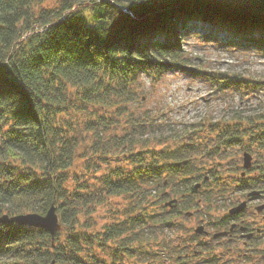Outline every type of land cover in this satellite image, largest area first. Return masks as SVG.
I'll return each mask as SVG.
<instances>
[{
	"label": "trees",
	"instance_id": "16d2710c",
	"mask_svg": "<svg viewBox=\"0 0 264 264\" xmlns=\"http://www.w3.org/2000/svg\"><path fill=\"white\" fill-rule=\"evenodd\" d=\"M46 1L0 0V213L54 204L62 226L52 236L0 222V264H172L177 245L165 231L198 201L184 195L200 193L206 174L221 188L208 159L235 144L251 148L250 139L262 146L264 126L247 134L225 122L223 151L193 145L181 139L189 130L166 134L149 112L137 114L135 76L206 73L189 67L177 39L195 28L206 40L222 35L264 51V0H233L241 5L229 12L218 0ZM243 79L225 74L219 86ZM253 167L261 177L251 185L264 184V162ZM97 210L102 229L87 220Z\"/></svg>",
	"mask_w": 264,
	"mask_h": 264
},
{
	"label": "rangeland",
	"instance_id": "374dc122",
	"mask_svg": "<svg viewBox=\"0 0 264 264\" xmlns=\"http://www.w3.org/2000/svg\"><path fill=\"white\" fill-rule=\"evenodd\" d=\"M61 1L47 0L45 4L52 7L60 4ZM84 2L86 1L80 0L72 8L85 4ZM218 2H222L226 10L229 9L227 12L231 9L236 10V6L241 5V3L233 0H218ZM204 30L195 28V31L189 36H179L177 39L181 41V47L185 49L190 58L187 63L189 67H198L206 73L193 74L188 70L176 68L157 74L153 71L140 70L135 76V87L138 89L139 97L134 101L133 106L138 109L136 110L137 114L144 111L149 112V119L152 118L153 120H151L157 124L156 129L161 130L163 128L164 130H162L166 134L171 128L179 130L180 133L183 129H187L189 131L185 133L186 135L183 134L181 139H185L193 145L214 148L219 145L217 143L222 138L218 133H221L220 129L225 122L234 125L233 123L237 121L239 126L244 128L243 132L247 134L256 132L257 123L261 125L260 127L264 126V51L254 46H234L228 43L222 35L219 42L206 40L201 36ZM225 74H229L230 77L239 75L240 78L243 77L250 81L239 86L223 88L219 84L221 85L222 77ZM254 81L257 82L254 83ZM208 122L211 123V126L205 128ZM218 125L221 127L218 128ZM154 133L158 134L159 132L156 130ZM85 134V138L88 139V134ZM147 134L148 132L143 136H148ZM247 141H244V146L248 144ZM250 141L252 143L251 148L235 144L228 149L226 148V152L223 151V144H220L217 148L222 149V155L225 156L222 157L217 154L213 157L214 159H208L209 167L213 168L214 172L220 173L218 181L221 183V188L212 183L210 189L214 192L211 195L213 196L215 193L216 197H220L221 189L226 194L225 209H213V213L221 215L229 208L231 200L235 201L234 198L243 193L240 190H232V185L235 183L234 179L236 180L239 172L243 170L244 151L252 154L253 165L247 172L253 174L256 170L259 171V167L253 168V166L264 162V143L261 146L253 139ZM76 162L82 165V161ZM234 168L237 170H233ZM260 177L261 174L258 172L257 179ZM256 185L258 188L264 187L262 182H258ZM153 191L154 194H158L159 188L156 187ZM217 202L215 199L213 205L221 206ZM160 203L157 202V210ZM92 214L93 216L87 217V220L90 222L92 220V224L96 228L102 229L101 223L107 219L99 210ZM82 217L83 215H80V218ZM178 218H181L182 228L186 230H193L198 224H201L198 219L191 218L189 220L190 217L184 214L179 215ZM165 232L173 238L182 236L183 239L185 237L183 229L169 228ZM241 247L242 245L239 246V248ZM239 264H247V262L243 258ZM257 264L262 263L259 261Z\"/></svg>",
	"mask_w": 264,
	"mask_h": 264
},
{
	"label": "flooded vegetation",
	"instance_id": "af4514ba",
	"mask_svg": "<svg viewBox=\"0 0 264 264\" xmlns=\"http://www.w3.org/2000/svg\"><path fill=\"white\" fill-rule=\"evenodd\" d=\"M257 174V170L253 174L246 171L245 175L241 174V177L234 179L232 190H240L243 193L234 198L235 201L231 200L229 208L221 215L213 213L212 210L225 209L226 194L221 192L220 197H216L215 193L214 197L211 195L214 192L210 189L213 185L212 178L207 177V182L200 185L203 188L199 194L184 195L185 199L192 196L193 199L198 198V201L193 203L194 207L181 214L189 216V220L198 219L201 224L193 230H186L182 228L181 218L175 217L172 229H183L185 237H174L173 244L177 245V248L172 254V264H239L243 258L247 264H257L259 261L264 264V187L251 185V182L257 180ZM250 191L252 192L249 193ZM215 199L221 206L213 205ZM177 200L175 205L181 206L180 200ZM243 200L245 206L235 210ZM166 201L162 203L167 206L174 205L167 204ZM260 206L262 207L259 208Z\"/></svg>",
	"mask_w": 264,
	"mask_h": 264
},
{
	"label": "water",
	"instance_id": "95a60500",
	"mask_svg": "<svg viewBox=\"0 0 264 264\" xmlns=\"http://www.w3.org/2000/svg\"><path fill=\"white\" fill-rule=\"evenodd\" d=\"M251 154L249 152L243 153V165L245 168L251 165ZM187 159L176 161V164L185 163ZM244 173V172H243ZM197 183L195 186H198ZM174 199L169 200L167 203L171 204ZM245 206V201L243 200L234 209L240 210ZM260 206L259 208H261ZM0 222H17L20 224H28L37 227L46 228L50 234L53 236L57 230L61 229V222L59 216L56 212V207L51 204L45 213H38L35 211L21 212L16 214H9L7 212L0 213ZM47 264H55V260L52 259Z\"/></svg>",
	"mask_w": 264,
	"mask_h": 264
},
{
	"label": "bare ground",
	"instance_id": "6f19581e",
	"mask_svg": "<svg viewBox=\"0 0 264 264\" xmlns=\"http://www.w3.org/2000/svg\"><path fill=\"white\" fill-rule=\"evenodd\" d=\"M3 213V212H2Z\"/></svg>",
	"mask_w": 264,
	"mask_h": 264
}]
</instances>
